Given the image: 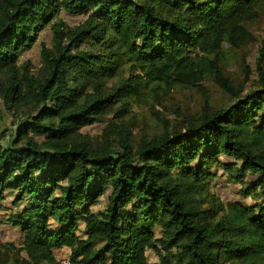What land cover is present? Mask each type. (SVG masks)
Here are the masks:
<instances>
[{"label":"trees","instance_id":"obj_1","mask_svg":"<svg viewBox=\"0 0 264 264\" xmlns=\"http://www.w3.org/2000/svg\"><path fill=\"white\" fill-rule=\"evenodd\" d=\"M263 4L0 0V208L12 197L6 222L23 233L26 253L0 254V264H62V248L72 264H264L262 67L243 93L219 65L224 45L252 40L246 24ZM61 10L86 20L70 28ZM49 25L53 48L43 47L36 71L20 58ZM209 75L230 93L227 106L204 104L137 144L124 123H110L97 143L82 131L143 89ZM220 168L251 202L219 201Z\"/></svg>","mask_w":264,"mask_h":264},{"label":"rangeland","instance_id":"obj_2","mask_svg":"<svg viewBox=\"0 0 264 264\" xmlns=\"http://www.w3.org/2000/svg\"><path fill=\"white\" fill-rule=\"evenodd\" d=\"M68 27L75 28L81 25L86 16L61 10L57 16ZM247 28L252 34V40L239 47L234 48L224 45L220 54V68L225 77L234 85L235 89L245 87L243 93L255 87L260 82V69L264 76V4L260 7L258 14L248 20ZM54 33L51 26L42 29L36 43L23 52L20 62H30L36 71L42 66V49L44 46L53 48ZM126 74L124 77H127ZM114 80H111V85ZM161 86V87H160ZM157 92L143 89L140 96L127 101L125 104L119 102L101 119L82 128L93 143L100 142L104 131L110 123H124L125 126L133 128L132 138L137 144L142 138H151L165 130V126H180L188 119L200 113L204 104L212 108L227 106L231 101L228 93L213 76H207L200 84L194 86H181L171 84H160ZM118 111V112H117ZM221 160H228L220 156ZM254 176H248L246 180ZM242 184L232 182L222 168L218 170V176L212 182V190L218 196L219 201L227 203L233 200H244L251 202V198H244L240 194ZM108 200L104 195L99 202L92 206L94 211L103 210ZM0 208V254L11 260L26 256L23 251V233L10 222H6L7 213L14 211L12 197L6 198ZM58 261L67 264L70 258V249L62 248L55 251ZM151 262L158 261V254L149 249L147 252Z\"/></svg>","mask_w":264,"mask_h":264},{"label":"built area","instance_id":"obj_3","mask_svg":"<svg viewBox=\"0 0 264 264\" xmlns=\"http://www.w3.org/2000/svg\"><path fill=\"white\" fill-rule=\"evenodd\" d=\"M61 263L64 264L63 261H61ZM66 263H67V264H72L69 260H67Z\"/></svg>","mask_w":264,"mask_h":264}]
</instances>
